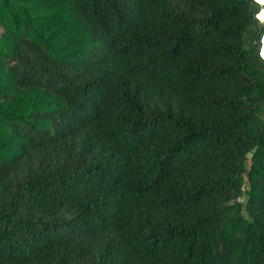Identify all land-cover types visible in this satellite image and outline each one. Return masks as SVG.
<instances>
[{
  "label": "trees",
  "instance_id": "obj_1",
  "mask_svg": "<svg viewBox=\"0 0 264 264\" xmlns=\"http://www.w3.org/2000/svg\"><path fill=\"white\" fill-rule=\"evenodd\" d=\"M257 9L0 0V264H264Z\"/></svg>",
  "mask_w": 264,
  "mask_h": 264
},
{
  "label": "water",
  "instance_id": "obj_2",
  "mask_svg": "<svg viewBox=\"0 0 264 264\" xmlns=\"http://www.w3.org/2000/svg\"><path fill=\"white\" fill-rule=\"evenodd\" d=\"M258 9L253 13V17L256 19L258 29L264 27V0H253ZM259 55L264 59V29L260 35V46H259Z\"/></svg>",
  "mask_w": 264,
  "mask_h": 264
},
{
  "label": "rangeland",
  "instance_id": "obj_3",
  "mask_svg": "<svg viewBox=\"0 0 264 264\" xmlns=\"http://www.w3.org/2000/svg\"><path fill=\"white\" fill-rule=\"evenodd\" d=\"M247 164H249V159L247 160ZM245 179H246V176L244 175V180H245ZM242 188H243V191H245V189L247 188V182H246V181L244 182ZM243 199H244V195H243V193H242L240 196H238V197L236 198L237 201H243ZM242 212L244 213L243 210H242Z\"/></svg>",
  "mask_w": 264,
  "mask_h": 264
},
{
  "label": "flooded vegetation",
  "instance_id": "obj_4",
  "mask_svg": "<svg viewBox=\"0 0 264 264\" xmlns=\"http://www.w3.org/2000/svg\"><path fill=\"white\" fill-rule=\"evenodd\" d=\"M264 29V28H263Z\"/></svg>",
  "mask_w": 264,
  "mask_h": 264
}]
</instances>
